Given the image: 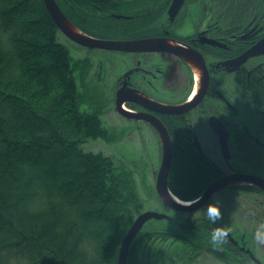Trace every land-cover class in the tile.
Instances as JSON below:
<instances>
[{
    "label": "trees",
    "instance_id": "16d2710c",
    "mask_svg": "<svg viewBox=\"0 0 264 264\" xmlns=\"http://www.w3.org/2000/svg\"><path fill=\"white\" fill-rule=\"evenodd\" d=\"M72 1L57 0L81 30L110 37L90 27L83 13L73 16ZM261 4L236 0L243 13ZM60 34L44 0H0V264H118L141 201L132 170L85 148L109 138L105 100L90 88L85 97L87 60L75 61ZM213 172L197 156L174 149L169 187L194 200ZM174 214L180 220L145 224L128 264H194L203 254H221L210 242L215 225L206 217ZM222 259L244 264L233 249Z\"/></svg>",
    "mask_w": 264,
    "mask_h": 264
},
{
    "label": "flooded vegetation",
    "instance_id": "af4514ba",
    "mask_svg": "<svg viewBox=\"0 0 264 264\" xmlns=\"http://www.w3.org/2000/svg\"><path fill=\"white\" fill-rule=\"evenodd\" d=\"M81 1L82 5L72 1L73 16L83 13L90 27L110 37L89 32L93 36L158 40L137 50H108L70 39L87 51L79 59L73 55L75 61L90 60L99 67L102 83L112 81L110 90L102 93L105 104L112 103V111H103L104 117L112 112L126 127H149L159 144L157 126L149 119L167 127L174 149L197 156L214 171L209 184L232 172L264 178V53L239 61L264 39V4L250 5L243 13L237 12L242 6L236 0H185L172 17L174 0ZM96 51L105 52L104 59L94 62L91 53ZM119 94L126 114L116 108ZM172 107L179 111L168 110ZM215 127H226L229 151H224ZM209 203L221 207L218 223H224L238 240L235 243L228 236L236 247L214 246L221 254L213 256L224 262L221 258L233 249L244 264H264V241L254 239L256 229L264 224V187L227 186L192 214L205 217L203 209Z\"/></svg>",
    "mask_w": 264,
    "mask_h": 264
},
{
    "label": "water",
    "instance_id": "95a60500",
    "mask_svg": "<svg viewBox=\"0 0 264 264\" xmlns=\"http://www.w3.org/2000/svg\"><path fill=\"white\" fill-rule=\"evenodd\" d=\"M184 1L185 0L173 1L170 8V14L172 15V17H174V15L178 13ZM44 2L53 20L57 24L59 30L68 38L77 42L80 45L108 50H137L141 49V46L153 45L156 44L158 41L155 38H148L142 40H119L103 39L92 36L83 32L74 24V22L63 11L57 0H44ZM179 53L181 54V52ZM261 53H264V39H262L256 46L242 54L239 58V61H244L251 56L259 55ZM122 103L123 99L120 97L119 94L117 97L116 108L119 112L126 114L127 111L123 112L120 106ZM168 110H170L171 112H176L179 111V108L172 107ZM149 120L157 126L155 128L158 131L162 142V161L159 171H156L154 174L155 186L163 202L173 210L184 211L186 213L195 212L205 206L217 191L230 185L252 183L259 187H264V178L259 175L248 174L243 172H232L214 180L211 184L207 186L205 191L202 193L200 199L194 201L193 203H187L179 199L169 187V177L174 160V147L170 137V133L167 127H164L162 124L157 123L151 118ZM215 128L220 134L221 144L224 151H229L228 131L226 127ZM153 218L172 219V216L167 213L158 212L154 210H146L138 214L122 240V244L120 246L119 251L118 264H128L130 247L133 240L140 233L145 224ZM222 225L225 226L224 223H222ZM228 236L235 243H238V240L234 238V236L231 234V231H229ZM248 251L251 252V250ZM252 256L255 258L253 253Z\"/></svg>",
    "mask_w": 264,
    "mask_h": 264
},
{
    "label": "rangeland",
    "instance_id": "374dc122",
    "mask_svg": "<svg viewBox=\"0 0 264 264\" xmlns=\"http://www.w3.org/2000/svg\"><path fill=\"white\" fill-rule=\"evenodd\" d=\"M60 40L70 48L72 56L74 55L78 58L86 55L87 51L76 46L65 34H60ZM104 53L103 51L91 53L94 55L93 61L95 62L99 58L104 59ZM74 60L76 59L74 58ZM86 64H88V82L84 83L86 87H83L85 97L87 89L90 88L91 91L88 92L96 90L98 97L101 99L103 96L100 93H103V91L105 93L106 89L109 91L110 87L113 85L111 83L112 81H105L102 83L99 79V67H94V64H92L90 60L87 61ZM90 65H93L92 70ZM115 67L116 66L113 65L112 70ZM81 69L80 71H82ZM88 95L89 93H87V98ZM87 98L84 102L86 106H88L89 102ZM111 105L112 103H110V106ZM106 106L104 111H112L110 106ZM103 118L104 124L109 131V138L90 140L85 144V148L109 154L116 158L118 165L125 166L126 169L133 171L141 195V201L135 207L136 215L146 210H154L174 216L173 209L167 206L161 198L157 196L154 174L161 166L162 146L155 138L152 129L149 127H143L141 129L137 127H126L124 124H121L118 115L112 112L105 117L103 116ZM250 128L253 130L256 129V127ZM129 131H134V133L128 135ZM197 213L198 212L193 214L197 215ZM199 214H201V212H199ZM188 215H190V213H185L184 217ZM174 220H180V218L174 216ZM224 262H221L211 254H203L194 264H225Z\"/></svg>",
    "mask_w": 264,
    "mask_h": 264
},
{
    "label": "clouds",
    "instance_id": "9594fccd",
    "mask_svg": "<svg viewBox=\"0 0 264 264\" xmlns=\"http://www.w3.org/2000/svg\"><path fill=\"white\" fill-rule=\"evenodd\" d=\"M206 219L213 225L210 233V242L215 247H222L228 238L230 229L218 223L222 218L221 207L217 203H209L206 209H203ZM254 239L264 241V224H261L254 233Z\"/></svg>",
    "mask_w": 264,
    "mask_h": 264
},
{
    "label": "bare ground",
    "instance_id": "6f19581e",
    "mask_svg": "<svg viewBox=\"0 0 264 264\" xmlns=\"http://www.w3.org/2000/svg\"><path fill=\"white\" fill-rule=\"evenodd\" d=\"M256 247V246H255Z\"/></svg>",
    "mask_w": 264,
    "mask_h": 264
}]
</instances>
